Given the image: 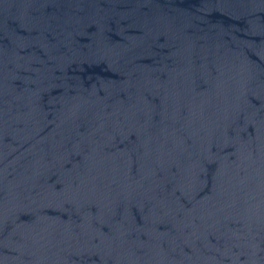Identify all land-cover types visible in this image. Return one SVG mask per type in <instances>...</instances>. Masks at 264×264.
<instances>
[{"label": "water", "instance_id": "obj_1", "mask_svg": "<svg viewBox=\"0 0 264 264\" xmlns=\"http://www.w3.org/2000/svg\"><path fill=\"white\" fill-rule=\"evenodd\" d=\"M0 264H264V0H0Z\"/></svg>", "mask_w": 264, "mask_h": 264}]
</instances>
